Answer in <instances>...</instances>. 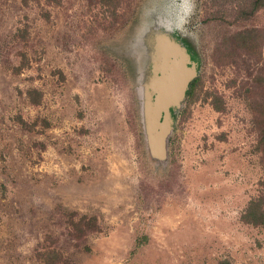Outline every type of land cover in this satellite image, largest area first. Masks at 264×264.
<instances>
[{
    "label": "rangeland",
    "instance_id": "obj_1",
    "mask_svg": "<svg viewBox=\"0 0 264 264\" xmlns=\"http://www.w3.org/2000/svg\"><path fill=\"white\" fill-rule=\"evenodd\" d=\"M157 35L195 67L160 158ZM263 178L264 0H0V264H264Z\"/></svg>",
    "mask_w": 264,
    "mask_h": 264
},
{
    "label": "water",
    "instance_id": "obj_2",
    "mask_svg": "<svg viewBox=\"0 0 264 264\" xmlns=\"http://www.w3.org/2000/svg\"><path fill=\"white\" fill-rule=\"evenodd\" d=\"M155 39L156 41L170 42L181 54V60H175L172 63L177 67L173 77L172 75L165 76L163 72L159 75L157 67L153 68V76L150 78L148 86L153 89L154 95L152 96L150 91L145 92L144 111L147 144L150 153L160 158L164 155L165 139L171 128L169 107L177 105L183 98L187 83L195 76V67L193 63L191 67H185L187 55L168 35H157ZM163 83L168 84L161 85Z\"/></svg>",
    "mask_w": 264,
    "mask_h": 264
},
{
    "label": "trees",
    "instance_id": "obj_3",
    "mask_svg": "<svg viewBox=\"0 0 264 264\" xmlns=\"http://www.w3.org/2000/svg\"><path fill=\"white\" fill-rule=\"evenodd\" d=\"M166 52L161 54L160 64H163L167 58L164 57ZM193 83V82H192ZM241 217L244 221L252 224H264V178L260 181L259 193L251 198L245 208L243 209ZM77 226L76 234L74 237L80 236L87 231H92L97 228L96 217L93 215H81L76 221H70V224ZM60 257V256H59ZM51 264H56L52 263ZM219 264H232L228 260H221Z\"/></svg>",
    "mask_w": 264,
    "mask_h": 264
},
{
    "label": "flooded vegetation",
    "instance_id": "obj_4",
    "mask_svg": "<svg viewBox=\"0 0 264 264\" xmlns=\"http://www.w3.org/2000/svg\"><path fill=\"white\" fill-rule=\"evenodd\" d=\"M174 43L176 42L175 40H173ZM161 42L163 43L164 41H153L152 42V48H151V52L153 53V59L151 58L150 59V62H149V65L146 67L147 70H150L153 68V66L157 67L158 69V74L160 75L162 72L163 74H165V76H169V75H173L176 74L174 73V71L177 69V67H175L173 64H172V60L175 58V56L177 55V49L172 46V44L169 42V43H166L164 44L163 46L164 47H161ZM177 44H179L178 42H176ZM171 44V45H169ZM180 46V45H179ZM178 46V47H179ZM182 49H184V53L187 54L188 52L186 51L185 47L182 45L180 46ZM164 48V50H163ZM166 52L165 56L167 58V60L163 63V64H160V60H161V54ZM188 56L189 53L187 54ZM181 57V56H180ZM178 57L177 59H174V61H180L181 58ZM154 64V65H153ZM185 67H191V64H188V62L185 63ZM169 73V74H168ZM169 82V81H168ZM172 83V82H171ZM170 83V84H171ZM166 83H163L161 85H164ZM190 84V81L187 83V86H186V90H187V87L188 85ZM146 84H144L143 86L141 85V90L143 91V93L145 94V91H150L151 95L153 96L154 95V92H153V89L151 87H149V89H147L145 86ZM144 105V104H143ZM173 110V107L170 106L169 107V111H172Z\"/></svg>",
    "mask_w": 264,
    "mask_h": 264
},
{
    "label": "clouds",
    "instance_id": "obj_5",
    "mask_svg": "<svg viewBox=\"0 0 264 264\" xmlns=\"http://www.w3.org/2000/svg\"><path fill=\"white\" fill-rule=\"evenodd\" d=\"M193 7H194V0H193Z\"/></svg>",
    "mask_w": 264,
    "mask_h": 264
},
{
    "label": "bare ground",
    "instance_id": "obj_6",
    "mask_svg": "<svg viewBox=\"0 0 264 264\" xmlns=\"http://www.w3.org/2000/svg\"><path fill=\"white\" fill-rule=\"evenodd\" d=\"M166 84H168V83H166Z\"/></svg>",
    "mask_w": 264,
    "mask_h": 264
}]
</instances>
